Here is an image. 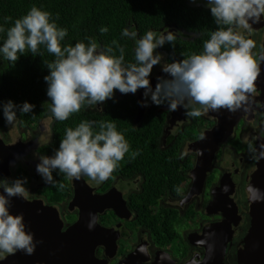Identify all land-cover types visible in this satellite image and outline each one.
I'll use <instances>...</instances> for the list:
<instances>
[{
	"label": "clouds",
	"instance_id": "obj_1",
	"mask_svg": "<svg viewBox=\"0 0 264 264\" xmlns=\"http://www.w3.org/2000/svg\"><path fill=\"white\" fill-rule=\"evenodd\" d=\"M206 6L217 28L204 41L202 52L179 61H164L163 54L155 51L165 43L173 44L176 35L172 31L148 30L140 35L124 28L121 36L133 42L134 61L125 60V47L116 40L102 45L95 37H87V43L62 45L67 28L60 27L52 13L36 5L14 21L3 18L0 61L14 65L26 52L40 55L41 46L54 56L45 64L48 74L44 80L50 98L48 110L57 121L67 120L82 108H97L112 99L116 90L135 94L143 89L142 106L147 107L150 99L157 106L167 104L169 111L182 107L190 117L220 109L234 111L255 90L254 82L261 72L252 51L255 45L245 33L264 17V0H206ZM10 21L11 26L5 27ZM99 31L107 33L108 27ZM158 64L170 78L158 77L153 88L150 75ZM33 108L27 101L20 105L12 100L0 103L9 125L17 120V110L27 114ZM97 125L98 131L94 130ZM129 151L128 141L113 121L83 120L75 128L65 129L53 155L38 157L36 172L53 187L57 186L54 171L70 180L87 176L100 183ZM138 154L132 152V157ZM27 183V177L0 178V260L17 251L27 255L35 251L34 234L27 229L23 215L10 211L12 197L28 199ZM58 187L63 189L64 184Z\"/></svg>",
	"mask_w": 264,
	"mask_h": 264
},
{
	"label": "flooded vegetation",
	"instance_id": "obj_2",
	"mask_svg": "<svg viewBox=\"0 0 264 264\" xmlns=\"http://www.w3.org/2000/svg\"><path fill=\"white\" fill-rule=\"evenodd\" d=\"M184 2L191 8V12L208 10L206 0H184ZM204 21L206 20H200L199 24L203 23L206 26ZM132 26H135V23L129 21L127 28ZM148 30L154 31V29ZM159 30V33L172 31L176 35V40H184L187 43L193 42L201 36L199 31L181 29L177 26L175 27L174 23L164 24ZM137 32L140 34L139 30ZM245 35L255 45L252 51L258 62L264 47V17L261 18L260 22L253 24L251 32L245 33ZM176 40L171 44L172 47L168 46L169 43H165L163 47L155 50L163 54L164 61H179L190 54L203 51V44H200L193 48V52L176 53L173 51L176 47ZM131 54V57L126 61H134V52ZM158 77L170 78L167 73L162 71L160 64L153 67L150 75V83L153 88L157 83ZM254 88L255 90L247 94V99L236 110L220 109L208 111L199 117L188 116L186 110L182 107H178L175 111H169L167 104L157 106L150 99L148 100V106L144 107L141 104L144 99L143 89L137 90L135 94H121L116 90L112 99L97 105V108H90L91 112L101 116L107 113L118 114L122 113L121 105L122 100H124L128 106L126 112L129 109H135V113L131 116L130 124H127L129 132L140 130L144 123H147L151 118H156L157 121H161V118H163L157 143L151 140L148 141L152 144L151 153L154 156L159 153L166 162V160H170V156L164 155L168 151L171 154L175 153L176 157V162L171 165L172 170L175 172V177L178 179L175 184L179 181L176 188L174 187L175 193L168 191L162 194L155 208L162 207L164 214L176 212L180 218L181 223L176 227L179 237L176 241H172L173 243L165 245L164 241L157 239L156 233H153L150 227L144 225V221L137 216V212L131 207L133 203L136 204L138 201L137 198L143 192V185L147 182L148 177L146 169L129 166V163L134 158L128 156L127 153L118 162L116 169L111 175L100 183L87 176H82L78 180H70L65 174L60 173L57 177H59L60 183L64 184L67 182V185L69 184L70 194L61 201L48 200L46 188H48L49 184H46L36 170L28 164V162L33 163L35 157L33 148L26 143L36 140L38 157L40 155H53L48 151V148L53 139L52 127L57 120L51 115H45L40 121L31 126H23L17 114L18 118L15 123L23 126V130L15 141L3 142L6 144L20 143L10 146L13 153H18V155L15 158L13 155L14 162L8 165V173L5 176L0 174V178L27 177L28 183L25 187L28 189V199H22L27 203H36V206L41 208L43 207L42 205L55 207L59 219L63 222L62 231L72 225L79 216V209L76 205H70L74 197L75 186L85 182L94 196L107 195L108 203L116 204L115 199L120 196L126 209L129 210V214L125 213V216L120 217L113 209L105 208L104 212L98 213L96 219L100 227L114 229L118 232L115 236V253L110 258L106 256L104 245L96 248L95 255L100 259H104L106 264H119L128 254L135 252L137 248H143V255L145 256L138 262L139 264H154L157 261L170 263L169 259L176 264L202 263L207 254L205 245L209 242V239L203 238L202 230L215 224L222 227V234L219 240H223V264H248L241 260L240 252L245 248L246 239L252 225L248 187L251 184L252 176L261 154V145L264 143L263 101L261 102V92L256 87ZM111 101H117L120 104H115L113 108L107 109L106 105ZM101 108L102 110H100ZM84 109L87 110L89 108ZM234 116L238 118L237 123L230 131L227 139L219 145L217 152L212 158L210 169L206 171L204 180L200 182V178H194L192 172L201 157L200 154L206 153L209 135L214 133V131H219V127L223 128L225 121L232 119ZM45 117L49 118L51 124L46 134L44 126V143L40 144L41 137L39 133L30 137L28 134L33 130L39 132L43 128L42 124ZM2 120L0 138L3 140L1 130L2 128L4 131L7 130V123L3 115ZM146 145L147 143L137 148L138 151L143 150L139 153L143 157L144 151L146 152ZM208 152L205 156H208ZM153 155H147L148 165L151 168H153L150 165ZM3 163L5 165V161ZM53 178H55L54 174ZM219 198L231 210L228 218L222 211H215L218 206L213 205V201ZM81 200V203H83V200L88 201L86 199ZM116 205L121 206L119 203ZM112 237L113 233H110L106 241L108 246L111 245Z\"/></svg>",
	"mask_w": 264,
	"mask_h": 264
},
{
	"label": "trees",
	"instance_id": "obj_3",
	"mask_svg": "<svg viewBox=\"0 0 264 264\" xmlns=\"http://www.w3.org/2000/svg\"><path fill=\"white\" fill-rule=\"evenodd\" d=\"M33 5L52 13V18L56 20L57 24L67 28L68 35L62 45H74L77 41L87 43V37H95L102 45H110L113 40H116L125 47V60L131 57L134 48L130 39L121 36L122 30L127 28L129 21L135 23V26L129 27V29L139 30L141 35L148 29H154L159 33V29L164 24L172 23L175 24V27L192 29L201 33V36L193 42L176 40V47L174 46L173 49L176 53L193 52V48L203 44L209 39L211 32L217 28L209 9L191 12V8L185 4L184 0H0V23H3V18L6 16L12 17L14 21V19L25 15ZM200 20H206L204 21L206 26L203 23L200 25ZM11 23L10 21L5 27H10ZM104 26L108 27V32L101 34L99 29ZM40 52L41 54L37 56L26 52L19 57L14 65L7 61H0V103L12 100L17 105L25 101L34 105L32 111L27 114L17 110L20 123L23 126H31L45 115H51L46 103L50 102V98L46 94L47 84L44 76L48 74L45 64L51 62L54 56L48 53L43 46H41ZM115 104L120 103L111 101L106 105V108H113ZM121 106L122 113L118 114L107 113L101 116L91 112L90 108L87 110L82 108L79 113L72 114L65 121H55L52 127L53 139L48 151L54 154L55 149L59 147L60 140L64 137L65 129L75 128L83 120L113 121L117 130L123 132L125 139L128 140L130 145L128 156H132V152L143 151H138L137 148L147 143V153L144 151V157L138 154L129 163L132 168L146 169L148 177L147 182L143 185V192L137 198L138 201L131 207L144 221V225L156 233V238L164 241V244L167 245L179 237L176 227L181 223L180 218L176 212L164 214L162 207L155 208L162 194L166 191L175 193L174 187L176 188L179 183L178 181L175 184L178 179L171 168V165L176 162L175 153L165 152L164 155L170 156V160H166V162L159 153L156 156L151 153L152 144L148 140L157 143L163 118L161 121L151 118L147 123H144L140 130L129 132L127 124H130L135 109L132 108L126 112L128 106L124 100H122ZM2 115L3 112L0 110V126L3 124ZM94 130H99L98 125ZM147 155H153L152 162H150L153 168L148 165ZM53 174L57 186L53 187L49 184L46 188V196L50 201H61L70 194L69 184L64 183V188L60 189L58 185L61 183L57 177L60 173L54 171Z\"/></svg>",
	"mask_w": 264,
	"mask_h": 264
},
{
	"label": "water",
	"instance_id": "obj_4",
	"mask_svg": "<svg viewBox=\"0 0 264 264\" xmlns=\"http://www.w3.org/2000/svg\"><path fill=\"white\" fill-rule=\"evenodd\" d=\"M257 63L261 72L254 82V87L261 92V102L263 101L264 107V47ZM237 119L235 116L230 120L227 119L228 121H225L223 128L219 127V131H214V133L209 135L206 149V153L209 151V154L208 156H205L206 153L200 154L201 157L192 172L194 178H200V182L204 180L206 171L210 169L215 152H217L219 145L227 139L230 131L237 123ZM18 144L20 143L6 144L0 138V156L2 158L5 156L4 151L8 146ZM26 144L33 148L35 157L34 162H28V164L36 170V164L38 163L37 142L34 140V142ZM260 153L256 170L248 187L252 225L246 239L245 248L240 251L241 260L248 264H264V143L261 145ZM17 155L18 153H15L14 158ZM14 158L5 159V165L0 161V174L2 176L8 173L7 167L14 162ZM74 191V197L70 205H76L79 209V216L64 231H62L63 222L59 219L55 207L41 204L43 206L41 208L36 206V203H27L21 197H12L10 211L13 214L23 215L27 229L34 234L36 247L31 255H27L23 251H17L15 254L8 255L7 258L0 261V264H106L104 259H100L95 255L96 248L104 245L106 256L110 258L115 253V236L118 232L114 229L100 227L96 221L97 215L104 212L105 208H111L118 216L123 217L125 213L129 214V210L126 209L120 196L115 199V202L121 205L119 207L116 205L117 203H108V197L105 194L94 196L85 182L75 186ZM81 199L88 201L83 200V203H81ZM40 202L42 203V201ZM213 205L218 206L215 211H222L226 218L229 217V211L231 210L221 198L215 199ZM90 224L93 227L90 228ZM110 233H113V237L111 238V245L108 246L106 241ZM221 234L222 227L218 224L202 230L203 238L209 239V242L205 245L207 249L206 257L199 264H223L224 246L222 245L223 240H219ZM143 254L144 249L137 248L135 252L128 254L119 264H139L138 262L142 260V257H145ZM169 261L170 263L157 261L154 264H176L171 259Z\"/></svg>",
	"mask_w": 264,
	"mask_h": 264
},
{
	"label": "rangeland",
	"instance_id": "obj_5",
	"mask_svg": "<svg viewBox=\"0 0 264 264\" xmlns=\"http://www.w3.org/2000/svg\"><path fill=\"white\" fill-rule=\"evenodd\" d=\"M51 124V121L49 120V118H44L43 119V128L39 130V132L37 130H33L31 131L28 135L29 137L30 136H33V135H37L38 133L40 134V137H41V140H40V144L44 143V135L47 133V129L48 127L50 126ZM7 125V130L4 131V129L2 128V133H1V136L3 138V141L5 142H8V141H11V140H14L19 136V134L22 132L23 130V126H21L20 124L19 125H16V123L14 122L13 124L9 125V124H6ZM44 126H45V134H44ZM9 127V128H8ZM10 136V137H9ZM168 191H166L167 193Z\"/></svg>",
	"mask_w": 264,
	"mask_h": 264
},
{
	"label": "bare ground",
	"instance_id": "obj_6",
	"mask_svg": "<svg viewBox=\"0 0 264 264\" xmlns=\"http://www.w3.org/2000/svg\"><path fill=\"white\" fill-rule=\"evenodd\" d=\"M11 148H12V147L8 146L7 149H5V151H4V155H5V156H4L3 158L0 156V161H1V162H4L5 159H9L10 157H11V158L13 157L14 153H13V151L11 150ZM81 201H82V200H81Z\"/></svg>",
	"mask_w": 264,
	"mask_h": 264
}]
</instances>
